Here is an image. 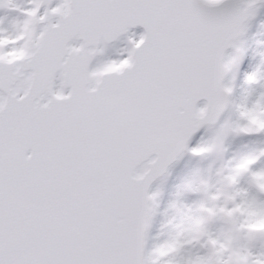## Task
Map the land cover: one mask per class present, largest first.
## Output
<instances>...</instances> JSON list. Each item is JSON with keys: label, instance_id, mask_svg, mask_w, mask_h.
<instances>
[{"label": "snow or ice", "instance_id": "6c2138e0", "mask_svg": "<svg viewBox=\"0 0 264 264\" xmlns=\"http://www.w3.org/2000/svg\"><path fill=\"white\" fill-rule=\"evenodd\" d=\"M264 0H0V264H264Z\"/></svg>", "mask_w": 264, "mask_h": 264}, {"label": "rangeland", "instance_id": "374dc122", "mask_svg": "<svg viewBox=\"0 0 264 264\" xmlns=\"http://www.w3.org/2000/svg\"><path fill=\"white\" fill-rule=\"evenodd\" d=\"M259 41H264V36L255 34L249 41V51L248 55L245 57L244 63L241 65V72L245 70H250V63H254L253 53L260 46Z\"/></svg>", "mask_w": 264, "mask_h": 264}]
</instances>
